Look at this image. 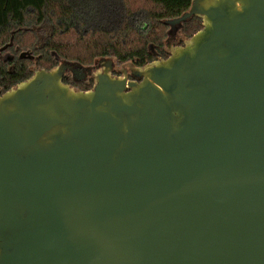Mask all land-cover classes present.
<instances>
[{"label": "water", "instance_id": "obj_1", "mask_svg": "<svg viewBox=\"0 0 264 264\" xmlns=\"http://www.w3.org/2000/svg\"><path fill=\"white\" fill-rule=\"evenodd\" d=\"M193 16L91 89L64 60L0 90V264H264V0H192L167 41Z\"/></svg>", "mask_w": 264, "mask_h": 264}, {"label": "trees", "instance_id": "obj_2", "mask_svg": "<svg viewBox=\"0 0 264 264\" xmlns=\"http://www.w3.org/2000/svg\"><path fill=\"white\" fill-rule=\"evenodd\" d=\"M192 0H0L1 94L31 77L33 65L65 59L90 65L100 57L145 65L166 58L170 26ZM187 35L202 28L193 16L180 26ZM37 60V62H35Z\"/></svg>", "mask_w": 264, "mask_h": 264}, {"label": "flooded vegetation", "instance_id": "obj_3", "mask_svg": "<svg viewBox=\"0 0 264 264\" xmlns=\"http://www.w3.org/2000/svg\"><path fill=\"white\" fill-rule=\"evenodd\" d=\"M180 26L177 27L175 32L171 33L170 39H169V41H167L168 38H169V34H170L169 33L170 29H169L168 36H167V38L165 40V48L166 49H167L168 46H182V45L185 44V39L192 36V35L190 36V35L185 34L184 31H183V28H181ZM0 47H2V46H0ZM7 49H5V50L0 52V61H3V60L6 61V60H9V59H12L9 56L11 54V52H7ZM168 56H169V52H168ZM163 58L164 57H159L157 59H163ZM98 59H96L94 61V63H92L90 65H85V66H83V65H81L79 63L73 62V61H69V62L73 63V67L76 68L77 72L73 71V68H68L67 70H64L62 72L63 82H65V83H67V84H69V85H71L74 88L79 89V90L91 89L94 86V83H95V78L92 76L91 72H94L96 70L95 66H96V62H97ZM64 60L65 59H62L58 63L53 64L50 67H43V66H36V65H33L32 67H33L34 72L37 69L51 70V69L57 67L59 64H61L62 61H64ZM66 61H68V60H66ZM115 61H116V64L114 66L113 73L116 76H121L122 75L123 72L121 70H123V68H127L130 64L135 65L131 61L130 62H120L117 59H115ZM35 62H37V60ZM77 66H79V67H77ZM135 66H144V65H135ZM129 78L130 79H135V78H133L130 75V72H129ZM135 80L141 81V78H136Z\"/></svg>", "mask_w": 264, "mask_h": 264}]
</instances>
